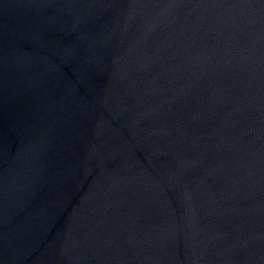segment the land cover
<instances>
[{
	"label": "water",
	"instance_id": "obj_1",
	"mask_svg": "<svg viewBox=\"0 0 264 264\" xmlns=\"http://www.w3.org/2000/svg\"><path fill=\"white\" fill-rule=\"evenodd\" d=\"M0 264H264V0H0Z\"/></svg>",
	"mask_w": 264,
	"mask_h": 264
}]
</instances>
